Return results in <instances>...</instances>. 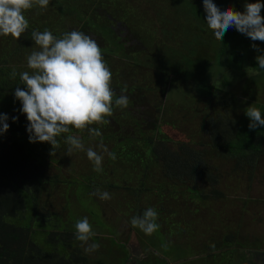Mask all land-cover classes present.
Segmentation results:
<instances>
[{"label":"rangeland","instance_id":"rangeland-1","mask_svg":"<svg viewBox=\"0 0 264 264\" xmlns=\"http://www.w3.org/2000/svg\"><path fill=\"white\" fill-rule=\"evenodd\" d=\"M61 1L63 0H49V5L46 9L34 5L33 8L25 11V15L27 12H31L34 19L32 20L34 29L40 32L41 26L45 27L44 30L48 29L52 34L55 32L62 34L66 29L70 30L77 25L76 31L81 32L80 27H82L84 22L83 20L81 22V16L71 8L81 6L85 16L94 15L96 17H103L106 15L105 9H108L111 13V19L107 24L111 25L110 27L102 25L99 29L94 28V34H97L96 39L104 47H108L107 42L104 41L106 37L122 36L121 42L114 41L109 48H116L118 50L117 47H120L121 44V50L126 49L127 51H125L123 56L117 58L115 55L112 57V66H109V69L113 70L116 67H120L119 75H123L122 79L124 81L133 83L138 80L142 81L145 97L142 100L139 93L129 92V95H127L129 104L128 107L122 110V113H126V116L121 120V125L117 122L110 123L108 128L104 126H89L91 128H99L102 133L100 137H91L88 129L84 130L87 133H82L73 128L68 133L80 139L85 149L91 147L103 156L101 168L108 167V172L98 174L97 177L102 179L100 181L103 184L100 188L101 192H108L111 195V199L101 200L99 196L92 195L95 192L94 190L88 193H84L81 190L84 196L82 200L72 197L73 194L70 193L68 190L69 186L66 185L68 178L72 179V181L76 180V183L84 182L87 178L95 180L97 171L94 170V163L89 161L86 151H73L71 156H67L68 145L61 147V149L60 147L54 149L55 154L50 159L51 163L47 171H49L51 176L56 175L60 178L62 177L61 175H66V177L60 180L63 182L62 184L55 186L56 193L54 190L53 192L58 195L60 200L64 196L66 197L67 193L74 200V207L72 205L65 206V203L59 201L57 197L56 199L51 197L49 204L52 206H49V208L55 214L56 219H60L62 225L65 223L64 227L67 230H71L75 228L76 221L84 217L88 218L90 225L94 227L93 232L96 233V237H94L92 243L100 245L98 250L87 253V256L93 257L94 260L95 258H103L106 262L108 260L106 256L114 254L111 251L112 249L116 251L114 256H118L122 251L127 250L126 246H137L144 242L148 255L146 261L148 262L159 258V260L166 262V264H222L221 258L217 260L213 256L221 252V250H225L226 247H229V250H231L232 248L230 247L233 244L241 251L248 245L247 247L257 251L256 254L263 261L264 150L256 159L255 166H244L242 170H237L235 168V158L227 157L228 155L224 151L221 154L227 156L226 158H221L217 151L208 148L206 157L209 160H213L214 166L212 171L217 175L218 184L210 187L209 185H205L203 181L180 183L177 186V190L180 193L169 197V202L165 201L168 198L167 194L163 198L157 191L162 192L165 189L170 191L174 185L167 182L168 180H164L163 167L160 165L155 166L149 182L146 183L153 190L142 191L141 193L144 201L147 200V203H145L146 208L144 209L157 207L156 211L158 210L157 214L160 217V221L158 218L156 220L158 228L151 235H147L139 228H134L131 225L130 216L134 214V207L138 206L137 198L132 194L133 190L126 188L119 181L121 177L125 180V176H128V173L131 172H134L135 176L131 179L128 178L131 187H135L138 184L136 182L142 180V178L136 177L138 169L134 171V167H132V164L138 161V158L133 159L135 157V150L131 148L129 154H127L129 155V159L126 162L127 166L119 165V157L121 155L118 154L116 157L114 150L118 144L120 145V142L123 143V138L121 137H124L127 143H131L133 139L131 144H135V146L136 144H141V141L137 140L143 135L142 133L147 134L152 132L153 121L150 120V117H157L158 107L161 108V115L163 117L179 118V125L183 127V130L189 131V135H194L193 131L195 135H199L200 133V131L196 130L198 126L193 121H190L192 120L190 117L193 115V112L197 111L198 115V111H202L201 115L206 112L209 114L213 111L216 112V108L218 110L221 109L227 119L237 120L241 125L240 133L243 135L246 132L253 133L257 128L264 129V126H259L255 130H250L248 127L250 120L246 116V109L254 106L261 111L262 118H264V80L262 79L261 83H254L252 81L254 77L259 78L264 71L258 68L256 62V56L264 55V51H255L252 48V44L254 43L259 49L264 50V42L252 41L249 37L236 31L234 27L225 33L223 37L224 42L218 41L215 39L213 30L208 27L206 20L202 22L206 31V34H202L206 36L207 41L215 45L217 51L222 47L225 51V54L222 55L224 64L221 65L219 63V61H222L221 58L217 59V64L213 66L208 74L207 85L220 99L222 98V103L229 101L228 97L223 99V96L227 92L234 94L237 99L232 100L230 106L219 107L214 99L209 101L193 97V104L190 105H193L194 108L191 111L188 110L189 112L183 111L182 113V109L178 106L181 105L180 101L178 99L171 101L169 98L170 94L164 91L166 87L168 91L167 83H169V80L167 79V73L176 72L175 66L179 64L178 61L180 59V52L178 51L184 46L186 34L190 37H197L200 32L198 30L195 31L193 23H189L187 20H183L184 22H182L181 19L174 16L173 10L175 9L172 0H67L71 7L69 5L59 9L58 6L60 5L61 7ZM256 2L257 0H213V3L221 10L232 8L241 13L244 12V5L246 3ZM259 2L264 4V0H259ZM120 6L124 9L120 10ZM261 16L264 17V8L261 10ZM121 18H124L125 23L118 21ZM95 19L103 21L101 18ZM38 20L44 22L45 26L40 25V23L36 25L35 23ZM116 21L120 24L117 23L116 25ZM56 22L59 23L56 24ZM195 26L197 28L196 23ZM104 29H106V32L101 33ZM157 31H159L157 34L162 39L158 36V41L150 46L149 38L155 39L156 36L153 33ZM82 32L86 35V28ZM230 36L236 38V41L227 39ZM166 37L169 38L166 39ZM157 42H159L158 46L156 45ZM161 43L167 44L169 49H173L172 43L176 44L177 52L171 55V58H173L171 63L167 62L169 56L167 55L168 53H165L166 48H163L165 46H160ZM18 45L19 41L11 36H0V57L2 56V52L15 49ZM34 50L38 51L39 48L32 39L27 46H23L20 49L19 57L15 58V61L12 63L14 65H23L24 67H20L29 69L27 57ZM131 54L140 57L139 64H136L135 60L129 58ZM237 55H239L238 58H236ZM209 62H211V65L215 63V61ZM146 63L152 64V66H147ZM189 65L193 68V72L196 75L200 73L198 70L202 68V64L199 65L198 61H195L194 65L191 63ZM30 71L32 73L31 69ZM171 78L174 79L175 77L171 74ZM178 78L181 79L182 77L178 75ZM224 78L228 80L229 86L227 87L223 85ZM173 84L174 92L179 93L184 91L189 93V98L194 95L190 86H181L176 80ZM7 102L9 103L11 100L8 99ZM140 103H143L141 105L142 110L137 109ZM11 108H13L11 104L7 105L3 109V113L9 114L8 112L11 111ZM119 114L121 113L119 112ZM182 118L189 123L185 121L183 123ZM117 134L119 138L114 139L113 137H117ZM14 141L16 142L17 140ZM101 141L107 147L108 153L114 155V159L98 147ZM136 147L138 148H136L137 150H143L139 145ZM143 148H146V145ZM119 150L117 149V151ZM32 152L37 153L36 150H32ZM36 160H39V157ZM111 172L114 173L113 176L109 174ZM106 184L109 185L108 188ZM113 184L117 188H111ZM140 185L141 183H139L138 189L144 188L143 184ZM191 187H193L192 190ZM76 189V191H79L77 187ZM213 189L219 191L221 196H211L203 199L192 194L194 191H200L199 194H212L211 191ZM161 205L164 206L165 211L169 212L164 217L160 216L164 213L161 210L160 214L159 207ZM72 207L73 209L71 210ZM224 239H227L228 242L224 241ZM85 247L87 245L84 246V251ZM205 251H209L210 255L214 254L212 262L208 263L198 257L202 253H205ZM226 254L228 252L224 253V255ZM231 257L232 254L230 255ZM109 259L108 263L112 262L111 260L113 259L115 260L111 256H109ZM97 260L92 264H96Z\"/></svg>","mask_w":264,"mask_h":264},{"label":"trees","instance_id":"trees-1","mask_svg":"<svg viewBox=\"0 0 264 264\" xmlns=\"http://www.w3.org/2000/svg\"><path fill=\"white\" fill-rule=\"evenodd\" d=\"M60 3L61 7L59 5V9L70 5L67 0H63ZM172 4L175 9L173 10L174 16L181 19L182 22H184L183 20H187L189 23H193L195 31L198 30L200 33H198L197 37H190L186 34L184 46L178 51L180 52V59L178 61L179 64L175 66L176 72L167 73V79L169 80V83H167L168 91L167 87L164 91L170 94L169 98L171 101L175 99L180 101L181 105L178 106L182 109V113L183 111H191L194 108L193 105H190L193 104V97L196 99H207L209 101L214 99L219 107L230 106L232 100L237 99L234 94L227 92V94L223 96V99L228 97L229 101H227V103H222V98L220 99V97L207 85L208 74L213 66L217 64V59L221 58L222 61H219V63L221 65L224 64L222 55L225 54V51L223 47L217 51L215 45L207 41L206 36L202 34H206L204 30L205 26L202 22L206 20L207 16L204 11L203 0H172ZM119 8L120 10L124 9L121 6ZM119 8H117V10H119ZM71 9L76 11L77 14L81 16L80 18H82L81 22L82 20L84 22L82 27L79 26L81 32L86 28V35L94 39L100 46L105 63L108 67L112 66V57L116 55L118 58L123 56L125 51H127L126 49L121 50V44L120 47L116 46L118 50L116 48H109L114 41L121 42L122 36L115 34L116 37H106L104 41L107 42L108 47H104L102 43L97 41V34H94V28L99 29L102 25L110 27L111 24H107L111 19L110 11L107 9L109 17L107 16L106 9V15L103 17H96L94 15L85 16L81 6H78V8L74 6ZM25 18L29 22V28L21 35V40H18V47L12 50L8 48L9 50L7 52H2V56L0 57V114H5L3 113V109L7 105L11 104L13 107L11 111L8 112L9 114H6L8 116L7 123L9 124V129L6 133L0 134V264H92L96 259H98L96 264H106L103 258H95L94 260L93 257L87 256L88 254L83 250L86 245L76 239L75 228L67 230V228L64 227L65 223L62 225L61 220L56 219L54 216L55 214H53L49 208V206H52L49 204L51 197L55 199L56 197L58 198V195L54 194V192L56 193L55 186L62 184L63 182L60 180L66 177V175H61L62 177L58 178L56 175L51 176L49 171H47L51 163L50 159L54 156L55 150H53L54 154L50 155L52 152V146L50 144L29 142V133L27 132L28 121L26 116L21 112V102L17 100L14 95L15 88L18 86L26 90L20 80L19 74L25 71L32 74L30 69L20 67H24L23 65H14L12 63L15 61V58L17 59V57H19L20 49L23 46H27L32 41L31 33L37 31L33 27L34 23H32V20L34 19L32 18L31 12H27ZM95 18H101L103 21H98V19ZM123 19L124 18L118 19V21L125 23ZM38 23L45 26V23L40 20L35 24L39 25ZM58 23L59 22H56V24ZM117 23L116 21L115 24L117 25ZM195 23L197 24V28ZM76 26L77 25L70 30L66 29L62 34L55 32L54 37L57 39L62 38L64 33L76 30ZM44 28L45 27L40 26V32H43ZM103 32L105 33L106 29L101 33ZM158 32L159 31L153 33V35L156 36L155 39L152 37L149 38L150 46L158 41ZM168 38L169 37H166V39ZM227 39L236 41V38H233V36ZM222 41L224 42L225 40ZM159 42H157V46ZM160 46H165L163 48H166L165 53H168L167 55L169 56L167 62L171 63L173 61L171 55L177 52L176 44L172 43L173 49H169V46L165 43H161ZM239 55H237L236 58H238ZM129 58L135 60L136 64H139L138 61L140 57L138 55L131 54ZM195 61H198L199 65L202 64V68L198 70L200 72L198 75L193 72V68L189 65L190 63L194 65ZM209 61H215V63L211 65ZM146 65L152 66V64L148 63H146ZM119 68L120 67H116L110 70L112 73L111 88L114 92L113 115L105 118L110 121L109 123L103 125L94 124L95 127L104 126L108 128L110 123L117 122L121 125L120 122L126 116V113H122L124 107L115 105V100L118 99L121 94L127 96L129 92H136L140 94L139 96L142 97V100L143 97H145L142 81L138 80L134 81V83L124 81L122 79L123 75H119ZM13 69H15L17 73L15 78L11 77ZM171 74L175 77L174 79L171 78ZM178 75L182 78L179 79ZM262 79L264 80V71L259 78L254 77L252 81L254 83H261ZM175 80L181 84V86H190L194 95L189 98V93L184 91L179 93L174 92L173 83ZM223 85L224 87L229 86L226 78L223 80ZM8 99H10L11 102L8 103ZM141 105H143V103H140L137 109L142 110L143 108ZM119 112L121 114H119ZM198 113L199 115L197 111H194L193 115L190 117L192 119L190 121H193L195 125L199 127L196 129L200 131L199 135H195L194 131V135H189L190 132L183 130V127L179 125V118L163 117L161 115V108L158 107L157 117H150V120L153 121L152 132H150L149 129L150 133H142L143 135L137 140L141 141V144H136V146H141L143 150H137L138 148L135 144H131L133 139L131 143H127V140L121 137L123 138V143L120 142V145L118 144L114 150V155H116V157L118 154L121 155V157H119V165L127 166L126 162L129 159V155L127 154H129L132 148L135 150V157L133 159L135 160L138 158V161L134 162L132 167H134V171L138 169L136 177L142 178L141 181L138 180V182H136L138 184L135 187H131L129 184V179L135 177L133 174L134 172L128 173V176H125V180L123 177L119 180L126 188L133 190L132 194L137 198L138 206L134 207L135 211H133L134 214L130 216V221L133 216H141L145 211L144 208H146L145 203H147V200L144 201L141 197V193L142 191L153 190L152 187H148L146 183L149 182L152 176L151 173L154 172V168L157 165L163 167L164 180L166 179L165 181L168 180L167 182L174 185L173 189L170 191L166 189L165 191L162 190V192L157 191L163 198L166 197L167 194L168 198L165 200L167 202H169V197L180 193V191L177 190V186L180 185V183H189V181L197 183L203 181L205 185H209L210 187H214L218 184L217 175L212 171L214 166L212 163L213 160H209L206 157L208 148L217 151L221 158H226L227 155V157L235 158V168L237 170H242L244 166H255L256 159L264 150V129L257 128L253 133L246 132L243 135L240 133V123L235 119H227L221 109L218 110V108H216V112L213 111L209 114L206 112L201 115L202 111H198ZM13 117H18V119L13 122ZM184 121V118H182L183 123ZM185 122L189 123L187 121ZM82 133L87 132L82 131ZM67 135L69 134H62L61 137L57 138L60 149L67 145L64 142ZM116 136L117 137L114 136L113 138L118 139V134ZM14 140L17 141L15 142ZM144 145H146V148H143ZM117 149L120 150L117 151ZM32 150H36L37 153L32 152ZM222 151L227 155H222ZM37 157H39V160H36ZM107 168L108 167H105L102 171L97 172L95 180L87 178L84 182L76 183V180L72 181V179L68 178V183L66 185L69 186L68 190L73 194L72 197L82 200L84 196L81 190L84 193H88L91 190L96 192L97 189H99L101 192L100 188L103 184H101L100 181L102 179H99L97 175L108 172ZM109 174L112 176L114 175L112 172ZM139 183H141V185L143 184L144 188L138 189ZM108 186L109 185L106 184L107 188ZM111 186L110 187L113 189L117 188L114 187L116 186L115 184ZM76 187L79 191H76ZM125 187L123 188L125 189ZM192 189L193 187H191V190ZM211 192L212 194H199L200 191H194L192 194L203 199L211 196H221L220 192L217 190L213 189ZM72 197L70 198L67 193L66 197L64 196L62 200L58 198V200L63 201L65 206L72 205L74 207V200H72ZM163 207V205L159 207L160 214L161 210L164 211L163 215H160L161 217L169 213L165 211ZM154 209L156 210L157 207H154ZM157 218L160 221L158 215ZM91 226L93 230L94 227L93 225ZM94 237L96 236L90 239L88 242L89 244L94 241Z\"/></svg>","mask_w":264,"mask_h":264},{"label":"clouds","instance_id":"clouds-1","mask_svg":"<svg viewBox=\"0 0 264 264\" xmlns=\"http://www.w3.org/2000/svg\"><path fill=\"white\" fill-rule=\"evenodd\" d=\"M34 5L46 9L49 0H0V36L19 40L29 28L24 12ZM203 7L207 14L206 23L213 30L216 40L222 41L225 33L234 27L252 41L264 42V17L261 16L264 4L259 0L246 3L243 13L232 8L221 10L213 0H203ZM31 36L39 48L27 57V66L32 74L28 71L20 73L26 90L18 86L14 92L15 98L22 104L21 112L28 121L29 142L50 144V155H53V150L59 147L57 138L70 133L73 128L81 132L88 129L91 137H100L102 133L99 128L89 126L110 122L105 118L113 115L114 92L111 88L112 73L98 43L76 30L64 33L59 39L49 30L33 31ZM252 48L257 52L264 51L254 43ZM256 62L258 68L264 70V55H257ZM16 75L13 69L11 77L15 78ZM128 103L129 98L124 94L115 100V105L119 107L126 108ZM246 116L250 120V130L264 126V118L258 108L248 107ZM12 119L15 122L18 117ZM7 120L6 114H0V134L9 129ZM64 142L68 145L67 156H71L73 151H86L87 158L94 163V170L102 171L101 154L91 147L85 149L83 142L71 134ZM98 147L108 153L102 141ZM92 195L99 196L101 200L111 199L108 192H100L99 189ZM157 215V211L150 207L141 216H133L131 225L151 235L158 228ZM75 230L76 239L87 245L86 253L99 249V244L88 243L96 233L87 217L75 224Z\"/></svg>","mask_w":264,"mask_h":264},{"label":"flooded vegetation","instance_id":"flooded-vegetation-1","mask_svg":"<svg viewBox=\"0 0 264 264\" xmlns=\"http://www.w3.org/2000/svg\"><path fill=\"white\" fill-rule=\"evenodd\" d=\"M224 241H227V239H224ZM248 246V245H247ZM244 247V249L241 251L239 248H237L234 244L231 245L229 250V247L225 248V250H221L218 254H209V251H205V253H202L198 257L201 258L203 261H207L208 263L212 262L213 257H216L217 260L221 258L222 264H264V260L262 261V258L256 254V250L251 249L250 247ZM127 250L122 251L118 256H114L116 251L112 249L111 251L114 253L112 255H107L106 258L108 260L109 256L112 258H115V260H111L112 262L108 263V260L106 261V264H166V262H162L159 260V258H156L155 260H151L150 262L146 261L148 258L144 242H142L140 245L137 246H126ZM250 251V252H249ZM225 252H228V254L224 255ZM232 254V257L230 258V255ZM181 261V260H180ZM230 261V262H229Z\"/></svg>","mask_w":264,"mask_h":264},{"label":"crops","instance_id":"crops-1","mask_svg":"<svg viewBox=\"0 0 264 264\" xmlns=\"http://www.w3.org/2000/svg\"><path fill=\"white\" fill-rule=\"evenodd\" d=\"M263 152V151H262Z\"/></svg>","mask_w":264,"mask_h":264}]
</instances>
